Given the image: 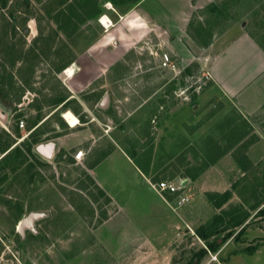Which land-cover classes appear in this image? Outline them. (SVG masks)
<instances>
[{
    "label": "rangeland",
    "instance_id": "obj_1",
    "mask_svg": "<svg viewBox=\"0 0 264 264\" xmlns=\"http://www.w3.org/2000/svg\"><path fill=\"white\" fill-rule=\"evenodd\" d=\"M50 1L0 4V109L6 116L0 118V147L7 142L26 152L33 132L41 141L33 145L37 161L29 155L17 169L0 164V264H191L210 231L171 223L160 236L162 218L180 221L191 202L177 211L167 208L145 177L151 173L154 184L183 177L185 164L200 169L205 163L210 138L224 152L235 143L224 137L254 130L212 82L207 57L214 34L208 40L203 34L205 27L221 34L243 21L256 0H142L131 8L109 0ZM71 66L76 74L68 78ZM55 96L65 102L53 105ZM66 111L78 118L77 126L65 121ZM259 126L264 132V117ZM50 142L56 146L52 158L37 153V146ZM116 148L131 161L118 152L99 169L112 204L88 167ZM80 150L85 157L77 162L73 156ZM247 167L234 186L247 210L241 206L230 215L241 219L261 211L239 233L214 222L208 243L218 240L219 251L205 246L207 255L193 264H220L264 243V237L247 234L264 230V161ZM32 213L43 216L23 235L19 224Z\"/></svg>",
    "mask_w": 264,
    "mask_h": 264
},
{
    "label": "crops",
    "instance_id": "obj_2",
    "mask_svg": "<svg viewBox=\"0 0 264 264\" xmlns=\"http://www.w3.org/2000/svg\"><path fill=\"white\" fill-rule=\"evenodd\" d=\"M209 1L213 2L214 0ZM218 1L222 2L223 0ZM214 20L216 21L217 19ZM214 32L213 30L214 37L210 41V53L207 57L211 61L210 78L222 96L232 102L240 113L242 122L244 120L248 123L252 121L251 126L254 130L245 131L238 138H235L234 135H232V139L228 137L229 135L224 137L225 141L235 140V143L226 147L224 152L210 138L206 149H210L211 152L207 150L206 156H209V159L207 158L204 161L205 163H202V167L198 169L196 166H191L193 163H190V165L185 164L184 176H178V178L175 177L173 180H170L182 183L185 186L184 193L190 197L191 204L184 211L183 216L178 214L180 221L172 222L171 220L162 218L164 227L160 229V236H165V225L167 227L171 223L173 226L188 225L191 229L196 228V231H200L199 229L204 227V231H210L206 235L210 238L213 234L211 232L217 227L216 225H212L214 222H220L219 225L226 223L228 227L226 228V233L230 232L231 227L236 230V233H239L248 226L251 217L261 211L259 207L258 210H254L251 217L243 216L241 219L237 216L232 219L233 216L230 215L231 210L238 209L241 206L247 210L246 201L240 199V196L235 192L237 188L234 190L235 184L239 182L238 180L240 177L242 178L243 174L245 175L248 165L256 166L264 161V132L257 129L260 127V120L264 117V0L254 1L253 6L243 14V21L234 22L221 34ZM250 138H252L251 141H249ZM244 142L250 143L247 148H245L246 143ZM213 149L216 153L213 152ZM118 152L123 154L126 160L131 159L124 150L116 148L112 152L107 153V156L104 155L105 157L103 156L100 160L92 162L88 167L89 173L95 180L96 185L104 191L112 204L114 197L103 186L101 182L103 177L99 169L109 157ZM212 154L214 155L213 157L211 156ZM185 156L183 158L179 157L180 164L184 163L182 162L184 158L185 162H187V156ZM243 157H246L247 160L243 161V167H241L236 158L242 160ZM189 159H192V157H189ZM147 175L145 177L147 184L154 191L151 186L153 183L150 180L152 179L151 173ZM227 192L231 193V197L224 202L222 196ZM157 196L170 209L166 202L159 195ZM166 197L169 200L172 199L171 195H167ZM216 203H219L220 207ZM164 205L160 209L164 208ZM225 227L226 225L221 226V228ZM247 234L263 238L264 230L247 229ZM209 237L207 240H204L206 248L208 247ZM230 245L231 241L227 247ZM204 247L200 251L204 250ZM225 250L226 247L223 248L222 252L220 251L219 255L221 256ZM250 255L251 258L258 257V259L249 261L247 257ZM237 257L245 258L237 261V263H232L233 259ZM225 263L264 264V243L251 253L237 252L230 259H226L222 263L220 262V264Z\"/></svg>",
    "mask_w": 264,
    "mask_h": 264
},
{
    "label": "trees",
    "instance_id": "obj_3",
    "mask_svg": "<svg viewBox=\"0 0 264 264\" xmlns=\"http://www.w3.org/2000/svg\"><path fill=\"white\" fill-rule=\"evenodd\" d=\"M54 0H51L49 4L53 3ZM110 2H112V4L115 6V7H118L119 5L121 4H125V5H130L129 8L133 7L134 5L138 4L139 2H141L142 0H109ZM8 2L9 0H0V4H1V7H7L8 5ZM59 5H62L63 2H60L58 3ZM26 5H29V2L27 1V4ZM19 6L18 3H16L14 5V7H17ZM45 8V7H44ZM211 10H213L212 8H215L217 9L214 5H210ZM48 14H51V9L50 8H45L44 9ZM12 16L14 19H16L14 17V13H12ZM209 21H207L206 25L209 24ZM205 25V26H206ZM212 32L213 30L210 29H206L205 27V30H204V34H203V37L205 38V40H208L207 38L208 37H211L212 36ZM212 40V38H210L208 41L210 42ZM31 53H34L33 50H30ZM19 59H21V61L24 63V57L19 56L18 57ZM71 62V59H68V60H62L61 63L56 66V71L57 73L61 72L63 69L67 68L69 66ZM19 71H22V69H20ZM24 71V70H23ZM30 72V75H33L34 74V65H31L30 64V68L28 70ZM65 97H59L58 96H55L54 99L51 100L52 104L53 105H60L61 103H64L65 101ZM1 107V106H0ZM31 138L32 140H29L28 142L25 143V146H26V152L23 150V149H20L18 147H15V148H11V145L8 144L7 142L2 146L0 147V152L5 154V156H3L1 159H0V164H3L4 166H8L9 163H14V164H17L14 166V168L17 169V166L23 164L26 160H27V157L32 156L34 158V160L37 161L36 157L33 155V145H37L39 143H41V141L39 140V138L37 137V134H34L31 133ZM250 143H246L245 144V148H247L249 146ZM107 156V154L105 155ZM104 156V157H105ZM247 160L246 157H243L242 160L239 159V158H236V161L238 162V164L243 167V161ZM19 164V165H18ZM1 169V168H0ZM15 169V170H16ZM6 178V177H4ZM90 179L95 183V181L90 177ZM97 188L99 189L100 191V194H102V196H105L106 199L111 202V200L106 196V194L104 193V191H102L98 186ZM231 197V193L230 192H227L225 193L222 198L224 199V202L227 201L229 198ZM216 205L218 207H220V204L219 203H216ZM209 236H203V239L204 240H207ZM208 249L211 251V252H216L218 249H219V243H218V240L214 241V243H208ZM207 255V250H202V251H199L198 253H196V255H194V257L191 259L190 263L193 264L194 262V259L196 258L198 260V262H200L201 260H203V258Z\"/></svg>",
    "mask_w": 264,
    "mask_h": 264
},
{
    "label": "built area",
    "instance_id": "obj_4",
    "mask_svg": "<svg viewBox=\"0 0 264 264\" xmlns=\"http://www.w3.org/2000/svg\"><path fill=\"white\" fill-rule=\"evenodd\" d=\"M168 54L163 56V65L167 66L169 63ZM19 127L21 129L25 128V121L21 120L19 122ZM74 159L77 162H81L85 157V152L83 150L78 151L74 154ZM154 191L166 202V204L173 211H177L184 207L186 204L190 202V197L185 194V186L182 183H177L170 180H163L158 183L151 184ZM167 195H171L172 199H167ZM217 255H211L212 261H217Z\"/></svg>",
    "mask_w": 264,
    "mask_h": 264
},
{
    "label": "water",
    "instance_id": "obj_5",
    "mask_svg": "<svg viewBox=\"0 0 264 264\" xmlns=\"http://www.w3.org/2000/svg\"><path fill=\"white\" fill-rule=\"evenodd\" d=\"M107 102H108V97H105V99L101 103L102 106H105L107 104ZM0 118L2 120L6 119V116L2 115V110L1 109H0ZM48 146L50 147L51 151L49 153H47V154H44L42 149L44 147H48ZM55 149H56L55 143L50 142V143L41 144V145L37 146L36 151H37V153L45 156L46 158H52L53 155L55 154ZM4 156H5V154H4ZM42 216H43L42 214L32 213L28 217L23 219L21 221V223L19 224V228H18L20 233L24 235V233H25V231L27 229H34L35 221L38 220L39 218H41ZM195 264H197V263L195 262Z\"/></svg>",
    "mask_w": 264,
    "mask_h": 264
},
{
    "label": "bare ground",
    "instance_id": "obj_6",
    "mask_svg": "<svg viewBox=\"0 0 264 264\" xmlns=\"http://www.w3.org/2000/svg\"><path fill=\"white\" fill-rule=\"evenodd\" d=\"M104 22L106 23V28H110L111 24L109 21H107L106 18H104ZM68 78H72L74 76L75 73V66H71L69 67L65 73H64ZM64 119L65 121L71 126V127H75L79 124V120L78 118L71 112V111H66L64 113ZM42 151L44 152V154L49 153L51 150L47 147H44L42 149Z\"/></svg>",
    "mask_w": 264,
    "mask_h": 264
},
{
    "label": "flooded vegetation",
    "instance_id": "obj_7",
    "mask_svg": "<svg viewBox=\"0 0 264 264\" xmlns=\"http://www.w3.org/2000/svg\"><path fill=\"white\" fill-rule=\"evenodd\" d=\"M26 232V231H25ZM25 234V233H24Z\"/></svg>",
    "mask_w": 264,
    "mask_h": 264
}]
</instances>
